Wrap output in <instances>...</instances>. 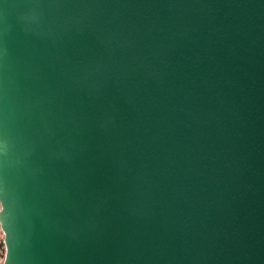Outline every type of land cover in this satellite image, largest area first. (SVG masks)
I'll use <instances>...</instances> for the list:
<instances>
[{
    "label": "water",
    "instance_id": "water-1",
    "mask_svg": "<svg viewBox=\"0 0 264 264\" xmlns=\"http://www.w3.org/2000/svg\"><path fill=\"white\" fill-rule=\"evenodd\" d=\"M2 264H264V0H0Z\"/></svg>",
    "mask_w": 264,
    "mask_h": 264
},
{
    "label": "rangeland",
    "instance_id": "rangeland-1",
    "mask_svg": "<svg viewBox=\"0 0 264 264\" xmlns=\"http://www.w3.org/2000/svg\"><path fill=\"white\" fill-rule=\"evenodd\" d=\"M3 255H4L3 234L2 231L0 230V264H2Z\"/></svg>",
    "mask_w": 264,
    "mask_h": 264
}]
</instances>
